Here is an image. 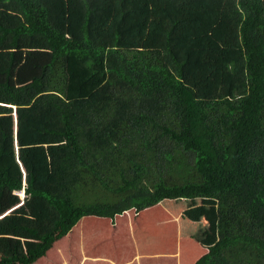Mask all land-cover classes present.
I'll use <instances>...</instances> for the list:
<instances>
[{
  "label": "trees",
  "instance_id": "obj_1",
  "mask_svg": "<svg viewBox=\"0 0 264 264\" xmlns=\"http://www.w3.org/2000/svg\"><path fill=\"white\" fill-rule=\"evenodd\" d=\"M90 1L84 15L77 0H0L11 10L0 22V115L18 120L26 172L24 186L7 164L19 167L0 118V213L15 207L0 235L29 236L22 256L0 264H33L83 217L201 197L217 207L202 211L207 250L193 264H264V0L210 14L191 0ZM62 5L56 25L49 9L60 17ZM181 18L198 22L185 28L197 36L177 28ZM157 22L181 41L154 39ZM222 80L247 91L212 96ZM73 244L74 264L77 236Z\"/></svg>",
  "mask_w": 264,
  "mask_h": 264
},
{
  "label": "crops",
  "instance_id": "obj_2",
  "mask_svg": "<svg viewBox=\"0 0 264 264\" xmlns=\"http://www.w3.org/2000/svg\"><path fill=\"white\" fill-rule=\"evenodd\" d=\"M178 1V0H176ZM192 5L194 7H200L201 11L200 14H210L211 9L216 7L217 5H223L224 4V0H191ZM228 2V0H225V2ZM4 3H7V1H5ZM176 3V2H175ZM179 4V1L176 3ZM0 11H2V13H0V22L2 23H9V16L11 13V10L9 9L8 5L7 6H0ZM151 13V7L145 8V15H150ZM193 17V16H192ZM183 19L181 24L177 27L179 30H185L186 27H190L192 26V22L193 23H198L197 21H192L190 22L189 19L186 18H181ZM178 20V19H177ZM157 25H159L155 31L153 32V34H155L156 32L161 33L162 35L165 36V39H171L173 41H178L180 39H182L181 36H177L176 33L172 32L168 27V23L166 24L165 22H157ZM153 28H155L154 25H152L151 27H148L147 32L149 34V32H151L153 30ZM186 34L189 36H197V31H193V30H185ZM152 34V35H153ZM177 37L176 39L173 38ZM185 39H188L187 37H185ZM11 114H7V115H0V118L2 119V121L4 122H11V124H13V130L14 132L18 133V120H15V116L13 115V119L10 118ZM20 166L22 167V169L25 171V167L20 163ZM1 191H5V190H1ZM18 194L19 192H12V194ZM1 197V195H0ZM187 199H203V197L201 198H181L179 200H183L186 202V206L175 211L172 215L170 213V211L168 210V206H166V202L171 200V199H165L162 200L161 202H159L156 205H153L151 207L145 208L144 210H141L140 212L137 213V216L133 215V218L129 219L126 223V225H129V228L127 226V230H125V239L120 241V244L122 242V245H125V243L127 242L128 238L132 237V239H134V242H136L138 240V237H140V242L141 245L143 246V251L140 253V257H138L137 259L140 258V261L137 262L136 264H144V261L147 260H154V259H164L166 262L164 263L163 260H157V262L155 263H149V264H156V263H161V264H173V258L176 259L177 263L176 264H193L196 259L200 256V253H204L207 248L205 246H203V243H205V245L207 244V241H204L202 244H198L197 245V238H195L192 242L189 243V245L185 248V252L187 253H183V244L186 240L184 238V234H177L176 236H174V234H176V229L174 232V227L169 229V226L167 224H163L162 227L160 228H156L155 227V222L158 221H165L166 219H168L169 217H177L178 215H182V213L185 214L187 212L188 208H191L193 206H196L197 203L193 204L192 202H189V204H187ZM175 200V199H174ZM193 201V200H192ZM20 201H18L16 204H19ZM215 204L217 205V202H215ZM14 206H11L9 208H6L5 210H3L0 215L2 214L3 216L7 215V214H11V211L14 209ZM159 208V209H158ZM132 211V210H129ZM128 211V212H129ZM128 212H125L126 214H128ZM216 212V208L212 209L210 211V213H215ZM204 214H207V212H205ZM124 216V213L121 215H117L116 216V221L110 219V221H112L114 224L112 225H117L120 224V218ZM212 217L215 215H211ZM86 217H91V216H86ZM84 217V218H86ZM103 219H105V221H103L102 219L100 220V223L95 225L93 221L90 220H80L72 229L71 231L64 236L63 238L59 239L58 241L55 242L54 246L49 249V251L47 252V254L40 258L41 260H44L45 257H47L49 254H51L52 252H54L55 250H57V257L54 259L53 263H49V262H44L47 264H69L70 262V258H72V254H73V237L77 236L78 240L80 242V247L81 249H84V247L87 246H91V248L93 247H97V245H99V243L101 242V235L100 233H98V231L100 230V228L103 227L104 223L107 222L106 219H108V217H103ZM185 219H187V221L190 219L188 218H184L183 220L185 222H187ZM204 223L206 224L207 219L205 218ZM211 219L209 218V222L211 223ZM189 222H187L188 224ZM205 226V225H204ZM123 229H126L123 226ZM129 232V237H128V233ZM200 235L201 232L195 229L194 234ZM131 234V235H130ZM203 235V234H202ZM174 236V237H173ZM204 236H207L206 233L204 234ZM94 242H90L91 244H89V241H93ZM157 242H161L162 246L158 247ZM108 244L110 243L111 246L108 245V251L105 252L103 250V252H99L100 254H94V256L90 255L88 253H80L79 257L77 259H75L74 261H76L74 264H79V262H82L83 260H92V261H96V264H114L115 260L117 259V256L113 254L114 248H118L120 245L116 242H107ZM176 244L175 246H173V244ZM170 244L172 247H168L167 249H163L164 245H168ZM203 249H200V247ZM114 247V248H113ZM77 248V247H76ZM178 248V252H179V257L176 258L175 257V250ZM26 251V249L24 250V252ZM87 255L92 256V258H89ZM191 255H196L195 257H192ZM192 257V259H191ZM38 259V260H40ZM190 259V260H189ZM38 260L36 262H34L33 264H36L38 262ZM40 260V261H41ZM144 260V261H143ZM189 260V261H188ZM101 262V263H99ZM39 264V263H38Z\"/></svg>",
  "mask_w": 264,
  "mask_h": 264
},
{
  "label": "rangeland",
  "instance_id": "obj_3",
  "mask_svg": "<svg viewBox=\"0 0 264 264\" xmlns=\"http://www.w3.org/2000/svg\"><path fill=\"white\" fill-rule=\"evenodd\" d=\"M86 1L89 3L90 5V8H92V3L90 0H77V5L79 4V10H81V12L85 15V9L86 7H88V5L86 4ZM97 1V0H95ZM188 0H181V2H186ZM225 2V0H224ZM229 2V1H228ZM226 1V8H229L231 7L232 3H233V0L229 2ZM224 6V5H223ZM56 10H57V14L58 16L60 17H56L52 14V11L49 9V18L56 22V25H59L63 24V16H64V12H65V8L64 6H56ZM79 16L75 17V18H71L70 19V25L73 26V28L75 27V29H77V24L79 25V28L81 27L80 26V23H81V20L79 23H77V20H78ZM169 20V19H167ZM170 21V20H169ZM54 25V24H53ZM179 33H181V31H179ZM179 35V34H178ZM152 37L156 40H163L165 39V36L162 35L161 33L159 32H156L155 34L152 35ZM174 38V36H173ZM178 41H181L178 40ZM177 41V42H178ZM170 48H176L173 44L172 47ZM230 63H228V66H229ZM177 66H181V65H177ZM176 66V67H177ZM185 67V66H184ZM187 69V72H188V68ZM232 68L231 67H227V70L225 71V74H223L222 77H227L228 75H230L231 73V70ZM190 77H194V76H190ZM91 80H88L87 83H89ZM190 81H193V80H190ZM97 84H100V81L98 80H95V85ZM237 87L239 88V90H241L242 92H246L247 91V87L244 86L243 88V85H240L239 83V80H222L221 82V85L219 87L216 88L215 90V93L212 94V96L214 97H221L222 95L224 96L225 95V88H228V87ZM236 91H232V93H235ZM231 93V94H232ZM229 96H233V95H229ZM5 127H6V124H5ZM8 130L6 133H8V137L6 139V145L8 146H11L12 148H14L15 150V156L17 155V158H19V149H18V146H17V134L18 133H14L13 135V125H11V122L9 123L8 125ZM12 135H13V141H12ZM10 141V143H9ZM18 149V150H17ZM20 159V158H19ZM18 160V159H17ZM7 164L10 165V168L11 170L13 171V173L15 175H22L24 177V171H22V167L20 166V163H19V167H18V164L16 163L15 161V158H12L10 161H7ZM20 168V170H19ZM25 178V177H24ZM51 178H45V182H50ZM42 182L39 183V185H41ZM2 194H7V192L5 191H1L0 192V195ZM17 194L15 193V195H11L9 196V198L11 200H16L17 199ZM173 201H167L166 202V206H168V210L170 211L171 215L183 208L186 206V202L183 201V200H174V199H171ZM189 200V201H188ZM193 200V201H192ZM187 199V204H189V202H192L193 204L197 203L196 205L200 206V211H192V212H188L186 214H189V215H192V216H189V219L190 221L188 220V224L187 222H185L183 219L185 218L186 214H185V211L184 213H182V215H178V218L174 216L173 217H169L168 219H166L165 221H156L155 222V227L156 228H160L163 226V224H167L169 226V229L174 227V232H175V229H176V234H174V236H176L177 234H184V238L186 239H189V240H186L183 244V253H187L185 252V248L189 245L190 242H192L196 236L194 234L196 228H202L203 227V218H202V211L205 210L206 208L207 209H215L217 207V205L215 204L216 200L214 199H210V198H204L203 199ZM11 201V202H13ZM159 209V208H158ZM1 211V209H0ZM128 212V211H127ZM184 214V215H183ZM133 215L134 216H137V213L135 210H132V211H129L128 214L124 213V216L120 218V224H117V225H112L114 224L112 221H110V218L106 219L107 222L104 223L103 227L100 228V230L98 231V233H100V237H101V242L99 243V245H97V247H93L91 248V246H87V247H84V249H81L78 248V252L79 253H88L90 252L89 254L94 256H96V254H100L99 252H103V250L105 252L108 251V245H110V243L108 244L107 242H116L118 243L120 246L118 248H114L113 251V254L117 256V259L115 260L114 264H136V261L139 262L140 261V258L137 259L138 257H140V253L143 251V246L141 245V242H140V237H138V240L136 242H134V239H132V237L130 238L129 237V232L128 233V240L127 242L125 243V245H122V242L120 244V241L121 240H124L125 239V230H127V226L129 228V225H126L127 221L131 218H133ZM187 217V216H186ZM194 217V218H193ZM103 220L105 221V219L103 218H97V217H86V218H82V220H90V221H93L95 225L99 224L100 223V220ZM187 221V219H185ZM10 221V220H9ZM115 221H116V218H115ZM112 223V224H111ZM123 226L126 228V229H123ZM160 226V227H159ZM197 226V227H196ZM14 229H12L10 232L12 233ZM131 235V234H130ZM173 236V237H174ZM29 238V236L26 235V231L23 230L21 233H17V236L14 235L12 236L9 232H8V235H0V239H7L5 241H2L0 242V248L1 249H5L4 246L8 247L10 249V253H3L0 254V259H7L9 257L12 256V254H15L17 256H22L23 254V249L25 250V244L24 242H26V240ZM206 237H204V235H202V233L197 237V245L198 244H202L205 240ZM31 239V238H30ZM192 240V241H190ZM90 242H94L93 241H89V244H91ZM208 242V241H207ZM157 244H159V242H157ZM28 245H30V242H28ZM176 244L174 243L173 246H175ZM203 246H205V243L203 244ZM168 247H172L171 245H164L163 246V249H167ZM200 247V246H199ZM200 249H203L200 247ZM203 253V252H202ZM200 253V255L202 254ZM73 254H76V251L73 250ZM72 254V255H73ZM90 255H87L89 258H92V256ZM57 257V250H55L54 252H52L51 254H49L47 257H45L44 260H38V262L36 264H44V262H49V263H53L54 262V259ZM175 257L178 258L179 257V252H178V248L175 250ZM73 259L74 257L72 256V258H70V262L69 264H73ZM157 260H163L164 263L166 262L164 259H154L152 261L150 260H147V261H144L143 263L144 264H149V263H155L157 262ZM101 263V262H99ZM163 263V264H164ZM177 261L175 258H173V264H176ZM47 264V263H45ZM68 264V263H67ZM79 264H96V261H92L91 259L90 260H83L82 262H79ZM156 264H161V263H156Z\"/></svg>",
  "mask_w": 264,
  "mask_h": 264
},
{
  "label": "clouds",
  "instance_id": "obj_4",
  "mask_svg": "<svg viewBox=\"0 0 264 264\" xmlns=\"http://www.w3.org/2000/svg\"><path fill=\"white\" fill-rule=\"evenodd\" d=\"M14 113H15V112H14ZM15 115H16V113H15ZM16 133H17V131H16ZM17 146H18V140H17ZM18 149H19V146H18ZM18 149H17V150H18ZM17 159H18V160H17ZM16 160H17V162L21 163V162L19 161V158L16 157ZM22 171H24V170L22 169ZM24 177H25V178H24ZM24 177H23V183H24V186H26V172H25V171H24ZM21 191H22V190H21ZM21 191H20V192H21ZM23 192H24V189H23ZM24 194H25V192H24ZM24 197H25V195H24ZM127 211H129V210H127ZM127 211H125V212H127ZM136 213H138V212H136ZM1 217H3L2 214L0 215V218H1Z\"/></svg>",
  "mask_w": 264,
  "mask_h": 264
}]
</instances>
